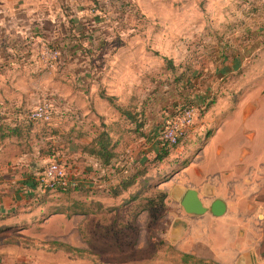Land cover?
Segmentation results:
<instances>
[{
	"label": "crops",
	"instance_id": "1",
	"mask_svg": "<svg viewBox=\"0 0 264 264\" xmlns=\"http://www.w3.org/2000/svg\"><path fill=\"white\" fill-rule=\"evenodd\" d=\"M130 1L90 0L88 3H94L100 8L99 10H105L109 16H114L113 20H116L120 10H125ZM248 1L251 2L253 13L248 15L247 19L251 20L254 25L252 29L247 26L242 36L246 37L245 34L249 33L247 38L257 36L263 41L264 4L258 0ZM79 2L81 3V0H0V6H9L12 11L8 16L2 15L4 20L8 24H15L21 28V30L6 28L5 32L10 34V41L3 42V45L8 49L25 50L27 57L31 53V49L33 51V48L39 47V45L37 42H32L27 46L29 50H26L23 38L28 35L33 37V40L41 39L58 48L64 65V60L67 57L71 60L76 59L78 54L85 51L87 45L95 52L103 51L107 47H105V39L111 36L110 32L104 30V27L109 24L112 26L113 23L106 16L102 18L86 14L82 9L83 2L81 5ZM105 22L108 24L105 25ZM227 22L220 24L225 28L222 33H218L217 30L211 33L215 37L223 38L218 44L216 42H212V44L218 48L220 53L218 56L222 57L219 66L234 70L244 65L246 56L242 57L239 48L224 39L238 35L234 33L226 35L229 32L228 25H225ZM236 22L239 23L238 26H241L244 20ZM249 25L251 26V24ZM2 31L0 28V33ZM207 33L201 35L205 38ZM69 34L72 35V38L67 42L64 41L63 37ZM251 45L255 46L254 50H258L260 47L257 41ZM245 47L247 48V46H242L241 49ZM14 62L11 59V63ZM97 64L96 67H90L91 75L97 73V79L92 78V81L101 80L104 82L108 80L111 73L107 69L114 70L116 66L109 67L106 64L101 67L99 61ZM79 69L76 67L71 71L66 69L65 74H73L77 77ZM113 74L118 77L120 72ZM236 75L234 76L238 77ZM19 78L21 79V77L17 79ZM85 78L88 77L85 76ZM121 78L124 79L123 83L130 81L131 69L129 66L123 67ZM174 85L181 92L191 90L184 89L182 81ZM200 85H193L194 89L191 90L193 93L188 94L185 102L190 104L198 102L197 93L200 91ZM205 89L209 90L210 85ZM76 90L80 92L81 89ZM27 93L23 94L22 92L20 95L27 96ZM12 97L0 95V118L12 127L25 125L28 122L32 123L26 117L32 99L31 101L26 99V102L16 104ZM99 97L108 103L101 97V92ZM132 98L139 101L138 104H145L146 110L142 116L144 124L140 129L142 135L125 136V140L119 148L121 153L118 157H114L109 165H103L100 159L81 148L83 144L90 143L92 138L103 129L102 123L114 125V121L119 120V111L109 103L112 109V118L107 119L105 118L106 113L94 109V106L85 110L86 112L82 108L70 110L69 104L62 100V103L58 102L57 104L62 107L52 123L42 126L40 130L32 123L31 127L24 129L28 135H24L22 132L21 137L8 136L0 139V222L7 223L0 224V264H77L79 262L87 264L85 260L94 258L96 261L106 260L108 264H162L160 260L153 261L152 257L147 258L145 252H141L140 247L138 253L133 256L124 247H114V250L107 252L94 250L91 254L88 251L87 241L83 239L81 231L83 224H59L56 229V226H52L53 224H37L39 219L37 217L41 216L45 210L59 209L60 212H63L66 209L76 207L81 209L84 206H88L90 211L94 212L103 208L112 212L115 207L118 208L123 204V207L131 205V207H138L137 212L148 214L140 206L144 202L148 188L151 185L159 186L170 182L172 183L170 191L167 193L162 190L166 193V199L181 200L186 190L193 188L198 191L199 198L207 207L215 198H220L226 203V211L221 216H214L209 211L201 215L188 214L182 209L185 217L175 220L179 224L171 228L172 237L168 241L181 254H189L198 259L213 261L216 264H264V140L257 143H244L235 139L227 143L226 136L223 138L226 130H229L235 121L247 122L257 115H263L264 93L258 94L254 88H247L230 111L214 117L217 125L207 134L212 133L209 137L207 136L205 144L193 145L191 152L194 149L197 150L192 152V158H186L177 164L176 168L164 178H162L164 172H157L151 177L149 170L158 164H163L166 159L171 157L176 148H172L167 157L158 163L156 161L153 166L150 162L156 154L154 147L143 153H138V157H131L129 151L131 145L141 139L147 141L152 133V125L149 124L150 107L146 105L145 101L132 95L122 103H128ZM222 101L220 100L218 105L222 104ZM214 103L215 100L212 105ZM223 104L226 107L227 101H224ZM125 127L132 129L135 128V124L126 123ZM262 130L264 131V127ZM253 136L254 134H249V138L252 140ZM52 152L60 156L61 160H68L75 166L81 163L90 165L89 162H91L94 166V168L91 166V169L94 171L101 169L102 172L112 171L114 165L116 166L115 162L121 160L122 168L119 169L123 174L121 178L116 179V182H112L109 176L103 178L104 186L101 187V190L90 192L81 185L82 189L74 191L84 195V200L76 199L69 207L57 203L51 204L50 193L56 190L42 189L38 184V174L40 176L41 163L50 158ZM145 155H152V157L146 159ZM146 163L149 164L147 173L139 175L133 185L117 196L110 193L109 187L123 182L126 176L139 167L145 166ZM140 183L143 188L138 191L137 186ZM60 192L63 193L62 190ZM68 193L70 192L66 193L67 196ZM89 193L94 194L93 198H89ZM132 193H134L132 200H126L123 204L122 202L119 204L118 201L121 197ZM205 199L209 200L208 205L204 203ZM88 200L89 203L86 204ZM100 229L99 225L96 227L95 224H92L91 226L93 234L100 232ZM5 232L6 234H4ZM122 238V243L126 245L125 241L130 238V234L123 233ZM72 258L76 261L71 260ZM135 260L138 262L132 263ZM180 264L190 263L181 262Z\"/></svg>",
	"mask_w": 264,
	"mask_h": 264
},
{
	"label": "rangeland",
	"instance_id": "2",
	"mask_svg": "<svg viewBox=\"0 0 264 264\" xmlns=\"http://www.w3.org/2000/svg\"><path fill=\"white\" fill-rule=\"evenodd\" d=\"M88 1L90 0H81V3L83 2L82 9L86 14H92L93 17L105 18L104 16H106L109 18L113 24L105 26L104 30L110 32L111 36L105 39V47H107L103 51L95 52L87 45L85 51L78 54L76 59L71 60L67 57L64 60L65 65L62 64V58L58 60L60 54L58 48L51 47L49 42L41 39L33 40V37L28 35L23 38L26 50H29L27 46L32 42H37L39 45V47H34L33 51L31 49V53L27 57L25 50L17 51L4 46L3 42L10 41V34L6 33L5 29L21 30V28L15 24H8L4 20L2 15L8 16L12 11L9 6H0V28L3 30L0 33V48H4L0 50V95L4 94L8 98L14 96L12 98L16 104L26 102V99L29 101L32 99L29 112L37 104L43 101L49 102L52 105L53 115L51 123L62 107L57 105L58 102L62 103V100L69 104L70 110L82 108L87 111L94 106V109L106 113L105 118L109 119L112 118V109L106 101H102L99 97L101 91L105 94L116 95L120 102H126L129 96L136 95L139 100L145 101L146 105L150 107L149 124L152 125V133L147 141L141 139L131 145L129 151L133 158L138 157V153H143L152 147L157 148L161 143L162 130L173 122L179 110L191 107L195 111L193 123L186 128L185 135L174 147L176 150L169 159H166L163 164L161 163L162 165L158 164L149 170V176L153 177L157 172H164L162 173V178H164L176 168L177 164L186 158H192V154L197 150L194 149L193 153L191 152L193 145L205 144L207 136L212 135V133L207 134L217 125L214 117L230 111L247 88H254L258 94L264 93V81H262L264 79V40L262 41V38L257 36L247 38L249 33L245 34L246 37L242 36L247 26L252 29L254 25L251 20L247 19L248 15L253 13L250 1L131 0L125 10H120L116 20H113L114 16H109L105 10H99L97 5L88 3ZM258 1L264 4V0ZM240 20H244V23L238 26L239 23L236 21ZM226 22L225 25L229 27V32L226 35L232 33L238 35L224 39L239 48L242 57L246 56L244 65L234 70L219 66L222 57L218 56L219 50L212 44V42L218 44L220 40H223L222 37H215L211 33L214 30L222 33L225 28L220 24ZM107 24L105 22V25ZM203 33H207L205 38L201 35ZM256 41L260 44L258 50H254L255 46L251 45ZM239 46H247V48L241 49ZM11 59L15 62L11 63ZM166 60L172 61L176 68L175 71L166 68ZM97 61L101 63V67L106 64L109 67L116 66L114 70L107 69L111 76L104 82L101 80L92 81V78L97 77V73L91 75L90 67L98 66ZM127 66L131 69V79L128 83H123L122 71L123 67ZM74 67L80 68L77 77L73 74H65L66 69L71 71ZM114 72H120V75L115 77ZM178 74H183L184 78L191 80L190 82L193 79V85L201 84L200 91L197 93L198 102L186 105L188 102L184 100L189 96L188 94L193 93L191 90L194 89V86H191L189 88L191 90L188 92L186 90L181 92L174 85L173 78H176ZM85 76L88 78L86 79ZM18 77L21 79H17ZM208 85H210V89L206 90ZM182 87L184 86L182 85ZM79 88L80 92L76 90ZM19 92H23V94L28 92V95H20ZM211 100H215V103L206 109L207 103ZM220 100H223L222 104L218 105ZM224 101H227L226 107H224ZM29 112L26 113L27 119H29ZM262 114L247 122L235 121L229 130L225 128L226 132L223 138L226 136L227 143L235 139L244 143L262 142L264 140V131L262 130L264 112ZM31 121L38 130L48 124L40 120ZM250 133L254 134L253 140L249 138ZM230 137L232 138L229 139ZM151 157L152 155H145L144 158ZM52 160L55 158L45 159L41 163L42 170ZM61 162L66 171V178L69 181L77 182L73 188L83 185L90 192L101 190V187L104 186L103 178L109 176L112 182H116V179L121 178L123 174L119 169L122 168L121 160L116 161V166L114 165L113 170L109 172H102L101 169L94 171L91 169V166L94 168L91 162H89L90 165L81 163L76 166L65 159ZM154 163V161L150 162L152 166ZM38 184L41 185V183ZM171 185V182L159 186L151 185L145 194L157 199L158 191L161 189L168 193ZM40 187L45 189L42 185ZM73 188L64 189L63 193L60 190L51 191V204L57 203L69 207L76 199L84 200V195L75 192ZM142 188L143 185L140 183L137 190ZM67 192H70L68 196ZM133 194L121 197L118 201L119 204L121 202L123 204L126 200H132ZM88 196L93 198L94 194L89 193ZM179 201L180 199L165 198L164 213L157 222H151L146 212H137L138 207H131L132 205L123 207V204L118 208L115 207L112 212L107 208L94 212L90 211L88 206L82 207V210L76 207L63 212H60L59 209L45 210L41 216L37 217L39 218L37 224H53L52 226H56V229L59 224H83L81 227L83 228L81 230L83 239L87 241L88 251L91 254L94 250L107 252L114 250V247H124L133 256L138 253L140 247L141 252H145L147 258L152 257L153 261L157 259L162 261V264H180L182 262L181 252L168 242L172 237L171 228L179 224L175 220L185 217ZM204 203L208 205L209 200L205 199ZM0 224L7 223L0 222ZM92 224H95L96 227L99 225L100 232L93 234ZM123 233L130 234V238L125 241L126 245L122 243ZM142 246L146 249H143ZM85 261L87 264H108L106 260L96 261L95 258ZM137 262V260L132 261V263ZM194 262V260H189L190 264H216L209 260Z\"/></svg>",
	"mask_w": 264,
	"mask_h": 264
},
{
	"label": "trees",
	"instance_id": "3",
	"mask_svg": "<svg viewBox=\"0 0 264 264\" xmlns=\"http://www.w3.org/2000/svg\"><path fill=\"white\" fill-rule=\"evenodd\" d=\"M72 38V35L64 36L63 40L68 41ZM65 42V43H66ZM51 47L54 45L50 44ZM63 54V53H62ZM61 59V53L59 54L58 60ZM166 68L171 71H175L176 68L173 66L171 60H166ZM190 69V68H187ZM175 77V76H174ZM175 83L184 82V89L190 88L193 86L192 82H190L187 78L183 77V74H178L176 78H173ZM186 79V80H185ZM189 81V82H188ZM188 82V83H187ZM101 97L108 101L110 105H112L115 109L119 111L120 118L119 120L114 121V125L104 124L102 123L103 129L92 138L90 143L83 144L81 146L82 150L89 153L90 155L95 156L100 159L103 165L111 164V161L114 157H118L121 153L119 148L121 147V143L125 140V136H130L134 134L135 136L142 135L140 129L143 127L144 120L142 116L145 112V104H138L133 98L128 103L118 102L116 96L108 95L101 91ZM214 100H211L207 103L206 109L212 105ZM186 105H190L187 103ZM50 123V122H45ZM135 124V128L128 129L125 127V124ZM32 123L28 122L25 125L11 126L7 124L5 121L0 118V139H4L8 136H17L21 137L24 135H28V132H24V129L31 127ZM130 131V132H129ZM182 137H179L176 144L169 145L163 144L162 146H158L155 148L156 154L151 161L158 162L162 161L165 157L170 154L172 148H174L180 141ZM51 158H55V160L60 161V156L56 155L55 152L51 153ZM149 164L139 167L134 170L129 176H126L123 182H120L114 186L109 187L110 193L114 196L122 193L123 190L127 189L131 185L136 182V179L139 175H144L147 173ZM74 190L82 189L81 186L73 188ZM63 190V189H56ZM70 191V190H68ZM150 197V198H149ZM166 197V193L162 190H159L157 193V199L146 196L144 197V202L140 205L141 209L146 210L150 216L151 221L156 222L159 220L164 213V198ZM189 260H194L195 262L202 261V259H198L189 254H182V262L187 263ZM194 262V263H195ZM192 263V262H191Z\"/></svg>",
	"mask_w": 264,
	"mask_h": 264
},
{
	"label": "built area",
	"instance_id": "4",
	"mask_svg": "<svg viewBox=\"0 0 264 264\" xmlns=\"http://www.w3.org/2000/svg\"><path fill=\"white\" fill-rule=\"evenodd\" d=\"M176 115L173 122L162 130L159 146L176 144L178 138L185 135L186 128L192 125L195 111L191 107H185L179 110ZM52 116V105L47 101L37 104L28 114L29 119L43 122H50ZM38 180L45 189L49 190L73 188L77 183L66 178L64 165L57 160L50 161L41 170Z\"/></svg>",
	"mask_w": 264,
	"mask_h": 264
},
{
	"label": "water",
	"instance_id": "5",
	"mask_svg": "<svg viewBox=\"0 0 264 264\" xmlns=\"http://www.w3.org/2000/svg\"><path fill=\"white\" fill-rule=\"evenodd\" d=\"M180 206L185 213L194 215H201L209 211L214 216H221L226 211V203L220 198H215L209 207L205 206L198 196V191L193 188L186 190L180 200Z\"/></svg>",
	"mask_w": 264,
	"mask_h": 264
}]
</instances>
